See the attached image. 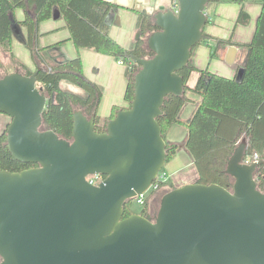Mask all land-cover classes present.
Returning a JSON list of instances; mask_svg holds the SVG:
<instances>
[{"label": "water", "instance_id": "obj_1", "mask_svg": "<svg viewBox=\"0 0 264 264\" xmlns=\"http://www.w3.org/2000/svg\"><path fill=\"white\" fill-rule=\"evenodd\" d=\"M209 1L170 0L152 14L157 28L146 46L153 54H127L138 66L133 98L102 132L81 108L70 139L43 127L48 96L36 79L39 64L28 75L0 72L8 150L35 164L0 169V264H264V192L256 180L263 160L243 161L245 137L224 169L231 189L185 183L162 194L153 217H122L124 204L165 165L169 141L157 118L167 95L184 94L178 72L204 38ZM93 174L105 178L92 184L86 177Z\"/></svg>", "mask_w": 264, "mask_h": 264}, {"label": "trees", "instance_id": "obj_2", "mask_svg": "<svg viewBox=\"0 0 264 264\" xmlns=\"http://www.w3.org/2000/svg\"><path fill=\"white\" fill-rule=\"evenodd\" d=\"M115 6L109 0H0V48L10 59H14L11 46L13 13L15 9L22 8L25 15L20 24L27 30L26 47L34 53L40 64H43V69L36 75L38 84L45 87L48 96L42 114L43 127L54 130L63 138H71L72 114L76 108H81L87 115L94 114L95 130L104 131L107 120L99 124V117L96 114L101 89L85 77L79 56L51 63L45 48H38L35 51L38 24L52 17L54 9H58L76 48L92 49L111 55L117 60L122 59L127 66L124 93L127 108L133 98V75L138 68L127 58V54L151 56L153 53L146 46V36L157 27L153 24L152 15L146 11H137L136 27L140 37L128 48H124L112 39L108 32L106 16ZM248 18L249 16L241 9L237 22L245 23ZM204 38L199 43L205 41ZM242 46L247 50L246 56L239 68L240 73L232 78L210 72L208 69H198L189 61L178 72L184 80V94L167 95L161 107L162 114L157 121L164 139L166 131L174 123L183 124L187 128L181 148L189 154L196 169L195 182L216 183L228 189H231L233 179L224 169L235 146L242 137H245L247 140L245 156L256 153L259 159L263 160L257 168L256 177L258 189L264 192V0H261V9L252 38ZM210 54L213 57L215 51L212 49ZM193 71H198L199 74L193 87H189L186 82ZM31 72L24 68V74L28 75ZM5 73L8 71L5 70ZM62 81L76 86L80 92L62 88L60 85ZM187 91L198 94L201 100L195 105L189 119L183 121L179 113L188 101ZM118 109L117 106H113L110 118L114 117ZM179 149L178 144L169 142L166 145L165 163ZM32 166L35 164L23 163L12 157L6 144L5 127L0 131V169L14 172ZM164 171L165 167L160 172ZM101 178L105 176L101 175ZM164 187L172 189L177 186L167 178L165 181H159L158 189ZM156 190L151 189L149 195L145 197L140 214L147 215L148 197ZM130 201L124 204L123 218L133 213L128 207Z\"/></svg>", "mask_w": 264, "mask_h": 264}, {"label": "crops", "instance_id": "obj_3", "mask_svg": "<svg viewBox=\"0 0 264 264\" xmlns=\"http://www.w3.org/2000/svg\"><path fill=\"white\" fill-rule=\"evenodd\" d=\"M109 1L116 5L106 16V21L109 25V35L121 46L128 48L136 40V35L139 33L136 27L138 18L137 11H146L148 14L152 15L160 5H165L169 3L170 0ZM250 1L252 0H248V6L253 5ZM224 2L225 0H211L208 2L205 7V12L209 22L206 23L212 24L210 20L211 12L217 9V7L221 5L220 3ZM258 2L261 3V0H258ZM255 10L256 8L254 7V11ZM243 11L248 15L245 10ZM54 13L55 14L49 19L39 22L37 28L38 36L34 45L35 51L38 48H45L46 54L48 55L51 63L64 61L75 56L80 57L85 77L97 84L101 89V98L97 105L96 114L99 117V124H102L104 120L110 119L113 106H117L119 109L127 106V102L124 99L127 84V66L125 63H118L117 59L111 55L99 53L92 49L76 48L73 41L70 39V33L65 25L62 15L59 13L58 9H54ZM24 15L25 11L22 8L15 9L13 13L11 46L14 59H10L9 55L0 48V63L8 72L14 71L15 69L23 72L24 68L34 71L36 64H39L40 66L43 65L42 63L40 64L38 58L34 56V53L26 47L27 30L26 27L20 24V21L24 19ZM203 34L205 37L204 42L209 40H213L215 42V47H210L209 53H211V50L213 49L215 51V55L213 57L217 59L220 66L223 62L227 64L225 66L226 68L223 67L224 71L222 74H225V77L229 76V78H232L235 74L237 75L240 66L244 62L247 51L242 45L248 42L241 41L234 37V35L229 36L227 31H225L221 37H214L210 31L205 33L203 31ZM219 40L222 41L219 42ZM195 51V49L192 50L190 56L193 65L198 69H208V67L203 68V65L196 61L198 54ZM210 70V72L215 73L219 69H215L211 65ZM198 74V71H193L190 74L186 85L193 87L198 78ZM231 74H233L232 77H230ZM189 81H191L190 84L188 83ZM62 82L60 85H62ZM186 96L188 101L185 103L180 114V118H184H181L183 121L189 119L194 111L195 105L201 100V97L199 95L192 94V91H187ZM6 124L7 117L2 120V128ZM174 124L170 125L166 131V139L169 142L179 145L182 144L185 139L187 128L184 125V127H182V131H180L181 133H179L180 135H178L176 130H178L179 126H177L175 130H171V127H173ZM183 133H186L184 137ZM184 151L185 150L181 147L178 150V152L183 153ZM178 152H176L164 165L166 171L164 172L166 173L167 178H169L175 186L195 182L197 179V173L194 165L189 169L187 167L188 165L192 166V161L187 158H180L182 156H180ZM184 155H186V153Z\"/></svg>", "mask_w": 264, "mask_h": 264}, {"label": "rangeland", "instance_id": "obj_4", "mask_svg": "<svg viewBox=\"0 0 264 264\" xmlns=\"http://www.w3.org/2000/svg\"><path fill=\"white\" fill-rule=\"evenodd\" d=\"M250 2H252L253 5L248 6V0H225L224 3H220L221 5H219L217 7V9H215L214 11L211 12V14H210L211 19L210 20H211L212 24H210V23L205 24L204 30H203L204 33L210 31L214 37H219V36L221 37L223 35V33L225 31H227L229 36L234 35V37H236L237 39H239L241 41L249 42L251 40L253 30H254V27L256 24V20H257V17L259 15V10L261 8V6H260L261 3L258 2V0H255V1L252 0ZM254 7L256 8L255 11H254ZM248 8H249V10H248ZM240 9L245 10L249 15L248 21L244 24L237 22V17L239 15ZM206 42L203 41L199 44H196L193 47L192 50L195 49L196 50L195 52H197V54H198L196 61L198 63H201V65H203L202 66L203 68L208 67L209 70H210V66L212 65V67H214L215 69H219L215 73H219L220 75L226 76L225 74H222V73L224 71L223 67L226 68L225 66L227 64L225 62H223V63H221V66H220V63L217 62V59H215L214 57H211V54L209 53V51H210L209 48L210 47L214 48L215 42L213 40H209ZM190 61H191V58H190ZM220 62H221V60H220ZM0 72L2 74H5V69H4L3 65H0ZM232 76H233V74L230 75V77H232ZM227 77H229V76H227ZM188 83L190 84L191 81H189ZM61 87L64 89H67V90H73L76 92H80L76 86L71 85L65 81L62 82ZM192 94L198 95L194 92H192ZM6 117H7V124H8L10 122V117H8L7 115H5L3 113H0V129L2 128V120ZM181 118H183V117H181ZM177 124H174L173 127H171V130H175V128L177 126H179L178 130H176V133H178V135H180L179 133H181L180 131H182V127H184V125L179 124V123H177ZM6 125L2 128L1 131H3V129L6 127ZM181 125H183V126H181ZM185 134L183 133V137ZM178 153L180 156H182L180 158H187V159L191 160V157L189 156V154L186 151H184V153L183 152H178ZM185 153H186V155H184ZM187 167H188V169L192 168L193 163H192V166L188 165ZM185 169H186V167H185ZM171 179H172V177H171ZM169 189L170 188H167V187L159 188L152 195H150L148 197L147 214H155L157 212V209L159 207L160 197L162 196V194L165 191H167ZM150 190L151 189H149L146 192V194H145L146 197L149 195ZM128 207L133 213H139L143 208V206L138 204L135 201V199H132L130 201V203L128 204Z\"/></svg>", "mask_w": 264, "mask_h": 264}, {"label": "built area", "instance_id": "obj_5", "mask_svg": "<svg viewBox=\"0 0 264 264\" xmlns=\"http://www.w3.org/2000/svg\"><path fill=\"white\" fill-rule=\"evenodd\" d=\"M117 61H118V63H124L122 59H118ZM257 160H259L258 155L256 153H253L251 155L244 156V160L243 161L245 163H251V162H254V161H257ZM86 179L92 184H98L102 180L101 175H99V174L89 175V176L86 177ZM166 179H167L166 173L165 172H159L157 177L155 178V180L153 181V183L149 187V189H158L159 181H165ZM146 192L135 196L133 199H135V201L138 204L143 205L145 197H146L145 196Z\"/></svg>", "mask_w": 264, "mask_h": 264}, {"label": "flooded vegetation", "instance_id": "obj_6", "mask_svg": "<svg viewBox=\"0 0 264 264\" xmlns=\"http://www.w3.org/2000/svg\"><path fill=\"white\" fill-rule=\"evenodd\" d=\"M256 180L258 181V178L257 177H256ZM147 215H149L150 217H153L154 216V214H147Z\"/></svg>", "mask_w": 264, "mask_h": 264}]
</instances>
